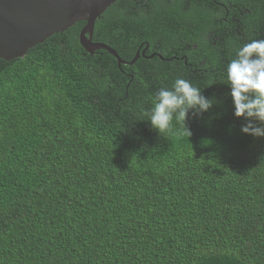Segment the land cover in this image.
<instances>
[{
    "label": "trees",
    "instance_id": "16d2710c",
    "mask_svg": "<svg viewBox=\"0 0 264 264\" xmlns=\"http://www.w3.org/2000/svg\"><path fill=\"white\" fill-rule=\"evenodd\" d=\"M84 25L0 58V264H264V137L227 83L264 0H116L93 40L124 63ZM147 46L179 60L132 63ZM177 78L212 106L160 134L147 113Z\"/></svg>",
    "mask_w": 264,
    "mask_h": 264
},
{
    "label": "clouds",
    "instance_id": "9594fccd",
    "mask_svg": "<svg viewBox=\"0 0 264 264\" xmlns=\"http://www.w3.org/2000/svg\"><path fill=\"white\" fill-rule=\"evenodd\" d=\"M227 83L234 115L245 121L241 131L264 137V39H253L237 49L236 57L227 65ZM211 106L201 89L177 78L171 89L161 88L156 93L147 120L160 134L168 133L174 120L186 127L190 110L193 116H199Z\"/></svg>",
    "mask_w": 264,
    "mask_h": 264
},
{
    "label": "water",
    "instance_id": "95a60500",
    "mask_svg": "<svg viewBox=\"0 0 264 264\" xmlns=\"http://www.w3.org/2000/svg\"><path fill=\"white\" fill-rule=\"evenodd\" d=\"M115 1L0 0V58L23 57L53 34L85 21L79 33L83 48L90 53L105 49L124 63L110 45L93 40L97 18Z\"/></svg>",
    "mask_w": 264,
    "mask_h": 264
},
{
    "label": "flooded vegetation",
    "instance_id": "af4514ba",
    "mask_svg": "<svg viewBox=\"0 0 264 264\" xmlns=\"http://www.w3.org/2000/svg\"><path fill=\"white\" fill-rule=\"evenodd\" d=\"M218 33H219V29H211V31H210V35H211L212 38L213 37L216 38ZM148 48L149 47L147 46L142 51L139 48L137 50V52H136V55H135L134 59H133L134 61L132 60V63L135 62L136 60L140 59V58L147 59V60H150V61H155L158 58H160V59H163L164 62H175L174 59L179 60V58L176 57V56H173V58L172 57L171 58H166V56H164L163 54L157 53V51H153L150 54H147ZM124 62H126V61H124Z\"/></svg>",
    "mask_w": 264,
    "mask_h": 264
}]
</instances>
